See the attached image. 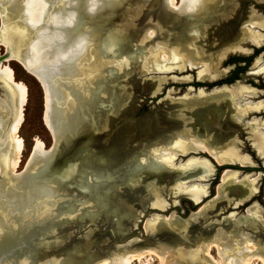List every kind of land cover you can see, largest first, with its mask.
I'll use <instances>...</instances> for the list:
<instances>
[{
  "label": "rangeland",
  "instance_id": "374dc122",
  "mask_svg": "<svg viewBox=\"0 0 264 264\" xmlns=\"http://www.w3.org/2000/svg\"><path fill=\"white\" fill-rule=\"evenodd\" d=\"M1 1L7 8L11 6L18 7L19 5L22 8L25 0ZM49 1L50 3L47 7L46 14L49 20L43 21L44 23L40 31L44 34L48 31L46 35L51 37L53 32L49 24L50 14L55 6L59 8L63 5V0ZM91 1L93 0H84L83 3L87 2V6L85 7L83 5V8L79 6L76 24L77 29L79 28L77 32H83L89 37L87 50L92 63L94 60L93 65L96 71L89 78L88 82L90 81L89 86L92 85V92L96 98L87 104L77 132L69 139L75 138L78 134L91 127L101 125L103 128L106 124L109 125V133L111 127L114 129V126L117 125V119L114 116L117 115L115 110L120 105L122 107L124 100V105L126 103L128 104L126 107L123 106L126 109L124 112L128 111L127 109L130 105L134 112L130 116L133 118H141L139 116H145L147 113L150 115L154 113L167 114L169 109H171L169 99H173L172 103L177 105V110L179 109L185 112H195L196 110L207 108V106L217 108L218 106L226 105L225 108L230 106L229 114L232 120L229 122L233 125L238 124L241 127L239 126L240 128H237V126L233 127L228 124L232 127L231 129L234 128V130L229 131L225 128V124L219 125L217 123L210 126L209 124H212L214 121L212 119H218L217 121L220 123H226L228 120H225L223 118L224 116L219 117L218 115H214L211 117L210 115H205L204 120L210 122L207 125L210 129L209 135L212 136L215 130L228 131L225 135H227L226 138L232 136L228 139L230 141L222 145H211L209 139L203 137L206 132H203L200 135L201 137L198 135L186 137L184 133H176L174 137L167 138L159 143V147L146 150L143 160H138L133 163L135 168L143 165L145 167H157L172 171L194 172L199 170L202 171V174L188 183L179 182L175 195L172 189L174 181H171V183L168 179L165 181H151L155 182L158 188L167 191V195H160V201L158 202L160 206L156 208L157 211H152L145 217L142 209L143 201L130 203L134 208L132 210L137 214V218L128 220V224L130 225L123 224V228L126 227L129 230L127 231V235H125L126 232L122 233L123 231L121 232L118 229L115 218L110 220L98 218L99 214L108 207L101 200L87 203V201H83L76 196H70L62 188L58 187L59 181L57 179L45 177L40 180L41 184L49 185L56 190L55 197L52 199L53 202L50 201L52 205L35 206L30 210L23 211L22 214L14 210H9L10 206L14 208L17 205V198L12 191L8 192L4 207L7 210H4L6 216L5 218L0 216V251H5L7 248H10V241L16 239L18 242L24 236H28L29 233H37L36 229L38 227L52 222L53 231L58 232L59 229L65 227L64 235H69L71 240H75L76 245L80 243L88 245L91 252L100 256L104 254L106 256L105 260L112 264H117L116 260L118 258L126 255H138L146 250H152L153 255H140L139 261L133 264H160V260L157 257L160 253H162L161 256H164V264H239V262H245L248 259L250 262L248 261L247 264H261L258 262V258H262V260L264 258L259 256L257 254L258 252H255V244L264 245V153L262 154L257 151L255 138L257 134L264 135V128H256L254 124H264V112L249 111L243 118H240L238 115L242 111V107H244L243 110L246 109V104L264 102V79L261 76L252 75L251 73L252 71L254 72L257 61L260 63L257 68L264 65V52L253 58L251 64L247 65L246 60L253 53H256V50H254L256 47L252 48L253 46L249 44H243L241 46L243 50H253L254 52H236L227 56L218 68L219 73H223L222 77L216 76L214 79L205 80L198 78V74L201 68H203V65L193 69L185 68L178 70L177 68L172 69L170 65L171 61L166 63L163 61L170 59L167 49H170L181 36L184 39H193V46L197 50H200L201 54L205 57L217 54L223 49L220 39L221 35H218L220 33L226 36L221 31L223 29L226 31L231 30L230 39L229 41H224L225 44L232 43L243 28L250 30L251 24H258L254 25L253 30L264 36V1L256 2L257 5H255L252 4V1L255 2L254 0H226L223 6H220L222 4L219 5L220 8H218L220 11L213 15L211 21L199 26L198 37L189 35V31L186 30L185 26L175 28L167 23L162 31L160 27L150 28L152 35L145 36L143 32L140 39L136 37L137 40L131 53H127V50L124 49V37L131 38V35L137 31L136 27L139 23H142L139 21L144 17L142 13L145 10L141 8L146 1L153 0H138L139 2L137 0H131L129 5H125L118 11L111 10L112 6H106L100 10L97 7L95 12H89L90 7L88 4ZM180 2L181 0H176L178 6ZM231 7H235L233 11ZM145 9L149 8L147 7ZM108 11L111 16L108 15ZM8 12L11 11L9 10ZM250 12H254L256 16L263 18V21L258 18L256 19L257 21H250L248 19ZM139 14H141L140 17ZM17 15L21 18V21H16L19 23L17 28L14 25H9V23L15 21H7L9 22L8 25H3L0 17V39L4 42V46L7 40L13 39L16 46L20 48L19 50H24L28 36L22 33L21 30L28 32L26 28L27 23L24 13ZM100 15L107 16L103 20ZM134 15H137V17L135 18ZM108 17L111 21H106L109 19ZM233 19L234 21H229ZM80 27L83 28L80 30ZM19 29L21 30L19 31ZM109 30L113 32L110 35L115 36L116 40L115 44L118 52L116 60L105 57L101 59L100 55L101 44L105 34ZM38 33L36 31V37ZM125 46H129V43ZM263 47L264 44L258 49H262ZM15 50H18V48H15ZM142 51L143 54L139 58L130 61H119L124 58L137 57L138 53ZM3 52V48H0V55ZM249 53L251 55L243 56ZM230 59H240L243 61L236 65H231L229 64ZM1 65L9 66L14 72L15 81L23 83L27 88V102L23 112V124L18 134L23 142V151L18 168L13 173L14 177V174L18 175L25 170L37 140L44 144L46 151H49L54 145V139L44 124L46 95L42 86L27 74L16 61H7ZM76 68L78 67L76 66ZM237 68H240V70L237 71ZM196 70L199 71L198 74H196ZM144 73L147 76H143ZM206 80L214 81V83L222 81V84L208 88H204L202 86L203 84L195 86L197 81L198 83H208ZM226 81L230 82L225 83ZM0 85L4 86L9 92V97L6 96L5 103L0 105V111L5 117H13L16 112L13 95L6 85L3 83H0ZM57 85L55 88L61 87L62 84L59 83ZM237 87L253 89L258 93V97L256 99H248L246 97L239 99L233 106L231 104L228 105L226 102H220L221 104L216 102L212 106L209 105L210 102L202 105L196 104L194 106L195 108L193 106L185 107L181 104L186 99L197 96L199 93H202V95H210L214 91L232 90ZM156 90L158 92L152 96L151 94ZM188 91H191V93H188ZM99 97L100 99H97ZM153 98L157 100L154 101L152 100ZM57 108L60 110V113H63L66 111L67 106L59 102ZM200 123L201 125L204 124L203 129L205 130L206 122L203 123V121H200ZM195 124V122H187L186 125H188L189 132H191V126H195ZM200 129L199 125L194 127V130L197 132ZM256 129L259 131L257 132ZM123 130L126 135L132 132L128 124L127 127H123ZM121 134L123 136L124 132ZM179 137H183L180 139L182 141L189 139L193 140L194 143H198V145L200 143L199 146L202 148H195V151L181 153L180 149L176 148L177 145H181V142L178 141ZM226 138L218 139L217 142H221L219 140ZM0 140L1 143L5 141L2 136H0ZM9 147L10 140L5 146L6 150ZM225 151L230 152V157H233L232 162L223 161L224 156L222 155H224L223 153ZM159 156H162V158L159 159ZM147 158L151 161L150 165L145 164ZM164 159L167 161L164 164L167 167L157 165L160 161L165 163ZM222 165H231V167H223L219 170V167ZM227 175L230 176L227 177ZM108 177L109 179L111 177L120 179L121 172L119 173L117 171V173L112 174V176L108 175ZM2 180L3 176L0 171V182ZM192 187H195V189L198 188L199 191L195 193V190L192 191ZM248 190L253 195H249V200L243 202L242 200H244L246 192L248 194ZM183 195H187L188 197ZM240 201L244 205L238 207L241 204L239 203ZM1 204L2 202L0 201V206ZM39 207H42L46 211L43 216V221L41 220L40 223L34 219L37 216L35 210ZM108 210V212L113 214L116 212L115 208ZM90 216L92 218L96 217L97 219H85ZM70 224L74 225L70 226ZM123 230L125 231V229ZM52 235L55 236V240L60 239V237H57L56 232ZM40 236H43V234L37 233L36 237ZM151 236L154 239H151ZM146 238L151 239V243H146ZM71 240L68 241L70 242ZM207 248H209L208 255L203 254L202 250H206ZM249 253L251 254L249 255ZM52 255L49 257H52L56 263L63 259L62 255L57 256L54 253ZM22 260L23 257L20 256L12 262L18 264ZM46 261L47 259L43 262ZM48 263L46 262V264Z\"/></svg>",
  "mask_w": 264,
  "mask_h": 264
},
{
  "label": "bare ground",
  "instance_id": "6f19581e",
  "mask_svg": "<svg viewBox=\"0 0 264 264\" xmlns=\"http://www.w3.org/2000/svg\"><path fill=\"white\" fill-rule=\"evenodd\" d=\"M83 1L84 0H63V5L61 7L56 8L55 6L53 8L49 21L53 33L52 36L49 37L46 35L48 31L46 34L40 31L41 26L44 23L43 21L49 20V18L46 17L47 7L50 3L49 0H25L22 8L21 5L18 7L11 6L10 8H7L0 0V17L3 25H8L9 22L7 21H15L13 23H9V25H14L17 28L19 23L16 21H21V18L18 17L17 14L24 13L28 32H24L23 30L19 29V31L21 30L22 33H25V35L27 34L28 36L24 50H19L20 48L16 46L13 39L7 40L5 45L10 44L11 46L18 48V50L14 49V53L9 60H6V62L11 60L16 61L26 71V73L33 77L44 89L46 95L44 124L54 139V145L49 151L45 150V146L41 141L35 140V146L25 170L18 175L14 174L15 176L13 177V173L16 172V169L20 163V157L23 151V142L18 134L23 124V112L27 102V88L23 83L15 81L16 78L14 72L9 66H3L0 64V83H3L9 88L11 94L13 95L16 109L13 117H5L0 111V136H2L5 140L2 141V143L0 140V171L3 176V180L0 182V201L2 202L0 206V216L4 218L6 216L5 211H7L4 208L7 194L4 190H6V188H11L10 191H12L14 196L17 198V205L14 208L10 206V211L14 210L22 214L23 211H26L27 209L30 210L35 206L52 205L50 201L53 202L52 199L55 197L56 190L49 185L41 184L40 180L47 177L49 167L52 165L54 159L53 148L60 141L68 140L71 136L75 135L78 130L80 120L86 110L87 104L91 103V101H94L96 98L92 92V85L89 86L90 81L88 82L89 78L92 77L93 73L96 71L93 65L94 60L92 63L90 54H88L89 52L87 50L89 37L83 32H77L79 31V28L77 29L76 24L78 14L77 10L79 6L82 8L83 5L85 7L87 6V2L83 3ZM225 2L226 0H181L180 5L178 6L176 0H160L158 4H160L159 7H161V15L159 16L162 17L161 19L163 21H179L182 26L186 27V29L189 28V34H192L194 31H197V26L199 27L205 22L208 23L211 21L213 19V15L220 11L219 5L222 4L220 6H223ZM92 3L93 1H91L88 6L91 7ZM95 3L96 8L99 7V10L106 6H112L111 10L118 11L125 5H129L131 0H95ZM174 7L175 9L173 10ZM9 10L11 12H8ZM108 15H110L109 11ZM106 16L107 15L101 16V19L104 20ZM250 21L257 20L255 18L253 19L252 17ZM254 25L251 24L250 30L243 28L232 43L223 47V50L218 54H214L210 57H205L201 54L200 50H197V48L193 46V39H184L181 36L179 40L177 39L175 41L170 49H167L171 60L168 59V61L164 60L163 62L166 63L171 61L170 65L172 69L177 68L178 70H183L185 68L193 69L203 65V68H201L200 72L198 71L199 74L197 73L200 80L214 79L216 76L222 77L219 75L222 73H219L218 68L227 54H233L236 52L247 53V51H250L243 50L241 47L243 44H249L256 48H259L264 44V36L258 32H254ZM81 28L83 27H80V30ZM36 31L39 32L37 37ZM144 33L145 36L152 35L150 28H147ZM226 34L229 35V31ZM115 43V36L110 35V31L107 32L101 44V59L107 54L113 53V56L115 57L118 55ZM0 46H4V42L1 39ZM202 51L204 50L202 49ZM258 65H260L259 61L256 62L254 72L252 71L251 73L252 75L261 76L264 79V65L257 68ZM76 66L78 68H76ZM59 83L62 84L61 87L59 86V89L55 88ZM245 97L248 99H256L258 97V93L248 87H237L232 90L214 91L210 95H202V93H199L197 96H194L190 99H186L185 101L182 100L183 103L181 104L185 107H194L196 104L202 105L207 102H210L209 105L211 106L216 102H226L228 105L231 104L233 106L235 102ZM97 99H100V97ZM59 102H62L65 106H67L66 111L63 113H60V110L57 108ZM0 105H2V103ZM245 107V110H243L244 107L241 108L242 111H240L238 115L240 118H243L249 111L264 112V102H257L256 104L249 103L246 104ZM199 110H196L195 112H198ZM254 126L256 128H264V124H254ZM256 130L257 132L259 131L258 129ZM181 138L183 137H179L178 140L181 142V145L176 146L177 149H180L181 153L195 151V148H202L199 146L200 143L198 145V143H194L193 140H189L187 138V140L182 141L180 140ZM9 140L10 147L6 150L5 146L8 144ZM255 146L259 153H264L263 134L256 135ZM229 153L230 152L227 151L223 153L224 155L222 156H224V162L233 161V157H230L231 155ZM160 158H162V156H159V159ZM166 162L167 161L165 160V163L162 161H160L159 164L157 162L156 163L157 165L167 167L164 165ZM145 164L150 165L151 161L147 158L145 160ZM229 176L230 175H227V177ZM82 177L85 179L83 180V185L80 184V189L85 192L91 190V193H88L90 195H92L93 191L96 189V183H100L102 180L107 181L109 179L107 175L99 173L97 174L87 170L85 174L82 175ZM57 180L59 181L58 187H60L62 181L58 178ZM191 189L192 191L195 190V193L199 191L198 188L195 189V187H192ZM94 197V200L100 201L101 199L100 195L97 193L94 194ZM38 209L35 210L38 217L36 216L34 219L38 220L40 223L41 220L43 221V216L45 215L46 211L42 207H39ZM32 224L34 225V223ZM51 224L52 222H48L44 226L38 227L36 229L37 233L43 234V236L35 237L37 233H29L28 236H24L22 240L18 241L19 244H21L22 249H30V251L22 254L23 260L18 264H27V262L28 264H46V262H49L48 264H112L111 262L105 260L106 256H104V254L100 256L91 254L89 252L79 253L78 256L77 254L73 253V257H77L73 259V261L67 256L60 262L56 263L52 257H49L50 255L53 256L51 254L53 252L52 250L53 248L57 247L56 240L54 238L55 236L52 235L54 232L57 233V231H53ZM13 241L17 242L16 239L12 240V242ZM5 248L7 247L5 246ZM9 249L10 248H7L6 250ZM208 249L209 248L202 250L203 254L208 255ZM6 250L2 252L0 251L1 254H5L7 252ZM161 254L162 253L156 255L160 260V264H164V256H161ZM250 254L251 253H249V255ZM12 255L16 256H11V258L7 257L6 259L1 260L0 264H16L12 261L21 255L19 256V254L14 253ZM140 255H153V253L152 250H146L138 255L133 254L123 256L118 258L116 261L117 264H133L134 262L139 261L141 257ZM45 259H47V261L43 262ZM77 260L79 261L77 262ZM258 260V262L264 264V260H262V258H258ZM248 261L239 262V264H247Z\"/></svg>",
  "mask_w": 264,
  "mask_h": 264
},
{
  "label": "water",
  "instance_id": "95a60500",
  "mask_svg": "<svg viewBox=\"0 0 264 264\" xmlns=\"http://www.w3.org/2000/svg\"><path fill=\"white\" fill-rule=\"evenodd\" d=\"M252 1V4H256V2H262L264 0H254ZM160 4H158V0H153L149 2H145L142 10V15L144 16L143 19L141 18L139 22V25H137V31L134 32L133 35H131V38L124 37V49L127 50V53L133 52V47L135 46V41L137 40L136 37L140 39V36H142L143 32L147 28L153 29L154 27H160L161 31L163 28L166 27L167 23L170 24V26H173L177 28L178 26H182L179 21H163L159 15H161V11L159 7ZM150 6V7H149ZM149 8L146 9L145 8ZM235 7H231V10L233 11ZM140 9V8H139ZM141 14H139L140 17ZM233 15V14H232ZM111 16V15H109ZM135 18L137 15L134 16ZM142 17V16H141ZM232 17V16H231ZM234 17V16H233ZM260 19L263 18L258 17L255 15L254 12H250L248 19ZM109 18V17H108ZM231 19V18H230ZM235 19V18H234ZM229 20V21H234ZM242 20V18H241ZM106 21H111L110 18ZM263 21V20H262ZM146 25V26H145ZM199 27L197 26V31L190 33L189 35H193L195 37L199 36L198 32ZM189 31V28L186 29ZM110 31V30H109ZM225 33L226 36L223 34L221 35V44L223 47L227 46L228 44H225L224 41H229L231 36V31L229 30V35L226 33L225 29L221 30ZM111 34L113 32L110 31ZM239 35V34H238ZM237 35V36H238ZM236 36V38H237ZM227 38V39H225ZM235 38V39H236ZM138 39V40H139ZM219 39V41H220ZM225 39V40H224ZM234 39V38H233ZM129 43V46H125ZM0 48H3L4 52L2 55H0V64L5 63L6 60H9L12 54L14 53L15 47L9 45L0 46ZM131 49V50H129ZM223 49H221L219 52H221ZM143 54V51L138 53L137 57L133 56L132 58H124L119 61H130L136 58H139V56ZM218 54V53H217ZM231 55L227 54V56ZM225 57V59L227 58ZM105 58H114L112 54H107ZM224 59V60H225ZM224 60L221 62V64L224 62ZM198 73V71L196 70ZM196 73V74H197ZM223 73L221 74V76ZM143 76H147V74L144 73ZM221 78V77H220ZM208 83H195V86H199L203 84L202 86L204 88L208 87H215L220 84H222V81H217L214 83V81H206ZM213 82V83H211ZM227 83V82H225ZM158 91H154L151 95L154 96ZM8 90L0 85V103H5L6 96L9 97ZM188 93H191V91H188ZM189 95V94H187ZM157 100V99H152ZM173 99H169V103L171 106V109H169L168 113L163 115L160 113H154L153 115L146 114L145 116H139L141 118H133L130 115L134 114L132 107L128 106V111L124 112L126 109L123 106H127L128 104L124 103L115 110L117 112V115H114L117 119V125H115L114 129L111 127L109 133H108V127L109 125L106 124L105 127L102 128V126H96L91 127L80 134H78L73 139H68L65 141H60L55 147L53 148L54 153V159L52 162V165L49 167V171L47 173V178H53V179H59L62 181V184L60 185V188L67 193L70 196H76L77 198L87 201V203L94 202L95 197L94 194L97 193L100 195V200L103 204L107 205L106 207L108 209L115 208L116 212L115 214L108 212L109 210L105 208L103 212L99 214L98 218H102L104 220L107 219H116V224L118 225V229L121 230L122 233H125L127 235V228H123V224H128V220L130 219H136L137 214L134 213L132 209L133 206L130 203H133L135 201H143L144 204L142 205V209L144 212V217L147 216L152 211H157L156 208L160 206L158 203L160 201V195L164 196L167 195V191L162 190V188H158L155 184V182L151 181H165L168 179V181L171 183V181H174L172 185L174 195L177 192V185L179 182H185L188 183L192 180H195L196 177L200 174H202V171H172V170H166V169H159L157 167H145L140 166L139 168H135L133 163L138 160H143L145 156V152L148 149L157 148L159 147V143L164 141L167 138H172L177 134H185L186 137H192V135H202L203 132H206V134L203 136L204 138H208L211 145H219V144H225L226 142L230 141L226 138L227 135L225 133H228V131L223 130H215L212 136L209 135L210 129L208 128V124L210 122L204 120L205 115H210L213 117L214 115L224 116L226 123L219 122L215 119L210 123L209 125L213 124H225V128H227L229 131L234 130L231 129L229 125L237 126V128H240L238 124L233 125L229 121H231V115L230 113V106L225 108V106H218L210 107L207 106V108L201 109L198 112H185L181 110H177V105L175 103H172ZM226 109V111H225ZM119 111V112H118ZM114 112V113H115ZM114 117V118H115ZM111 118V117H110ZM109 118V119H110ZM195 122V126L199 125L201 128L198 132L194 130L195 126H191V132H189L187 122ZM200 121H203L205 123V130L204 124L201 125ZM127 124L132 129V132L126 135L125 131L123 130V127H127ZM229 124V125H228ZM175 126V127H173ZM102 128V129H101ZM122 128V129H121ZM242 130V129H241ZM122 132H124L122 136ZM192 133V134H190ZM195 133V134H194ZM233 133V132H231ZM117 134V136H116ZM122 136V137H121ZM226 138L224 140H219L221 142H217L218 139ZM201 139V138H200ZM134 167V168H133ZM231 167V165H222L219 167ZM91 171L94 173H99L103 175H114V173H117V171L121 172L120 179L110 178L107 181L102 180L100 183H96V189L93 191V194L90 195L88 193H91V190L85 192L80 189V184L83 185V180L85 179L82 177L85 172ZM50 175V176H49ZM54 175V176H53ZM11 188H6L5 193L11 192ZM159 195V196H158ZM178 195V194H176ZM249 195H253V193H250L248 190V194L246 192L244 196L243 202L249 200ZM139 196V197H138ZM182 196V195H178ZM187 196V195H183ZM146 199H145V198ZM188 197V196H187ZM243 199V198H241ZM240 201L238 207L243 206L244 203ZM191 202V201H190ZM243 203V204H242ZM140 207V206H138ZM138 209V208H137ZM141 209V207H140ZM85 219H93L96 220L97 218L90 216L89 218ZM139 219V218H138ZM74 224H70V226H73ZM182 228V227H181ZM125 229V231L123 230ZM66 228L59 229L57 232V237H60L59 240H56L57 247L53 248V252L55 255L59 256L62 255V258H66L67 256L70 258V260L73 261V259L77 257H73V253L79 255V253L82 252H89L91 254H94L91 252L90 248L85 244H79L76 245L75 240H71L69 235L65 234ZM238 231V230H236ZM120 232V233H121ZM130 233V232H129ZM173 233V232H172ZM35 236V235H34ZM36 237V236H35ZM69 237V238H68ZM151 239H154L152 236ZM151 239H145L146 243H151ZM68 240H71L70 242ZM260 243V242H258ZM11 247L9 250H6L7 252L5 254L0 253V261L3 259H6L7 257L11 258V256L14 254H19V256L28 251L30 249H22L21 244L19 242L10 241ZM256 253L259 254V256H262L264 258V245L263 244H255ZM3 251V250H1ZM72 254V255H71ZM67 260V259H66ZM79 260H77L78 262ZM76 262V263H77ZM197 264V263H194Z\"/></svg>",
  "mask_w": 264,
  "mask_h": 264
},
{
  "label": "flooded vegetation",
  "instance_id": "af4514ba",
  "mask_svg": "<svg viewBox=\"0 0 264 264\" xmlns=\"http://www.w3.org/2000/svg\"><path fill=\"white\" fill-rule=\"evenodd\" d=\"M252 46V45H251ZM252 48H254V46L252 47ZM254 50H256V53H253V55H251V53H252V51L253 50H251V53H249L248 55H243V56H249V55H251V57H249L247 60H246V63H247V65H250L251 64V61L253 60V58H255V57H257L258 55H260L262 52H264V47L262 48V49H258V48H254ZM247 51V50H246ZM250 52V51H249ZM254 52V51H253ZM245 62V61H244ZM239 62H237L236 64H238ZM236 64H231V65H236ZM238 70L237 71H239L240 70V68H237ZM226 82H230V81H226Z\"/></svg>",
  "mask_w": 264,
  "mask_h": 264
},
{
  "label": "clouds",
  "instance_id": "9594fccd",
  "mask_svg": "<svg viewBox=\"0 0 264 264\" xmlns=\"http://www.w3.org/2000/svg\"><path fill=\"white\" fill-rule=\"evenodd\" d=\"M96 11V3L95 0H93L92 6L89 8V12H95Z\"/></svg>",
  "mask_w": 264,
  "mask_h": 264
},
{
  "label": "trees",
  "instance_id": "16d2710c",
  "mask_svg": "<svg viewBox=\"0 0 264 264\" xmlns=\"http://www.w3.org/2000/svg\"><path fill=\"white\" fill-rule=\"evenodd\" d=\"M243 60L240 59H230L229 64H236L237 62H242Z\"/></svg>",
  "mask_w": 264,
  "mask_h": 264
}]
</instances>
